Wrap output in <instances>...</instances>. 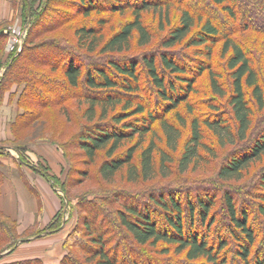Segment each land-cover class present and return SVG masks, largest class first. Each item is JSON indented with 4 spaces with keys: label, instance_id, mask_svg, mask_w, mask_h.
I'll use <instances>...</instances> for the list:
<instances>
[{
    "label": "trees",
    "instance_id": "trees-1",
    "mask_svg": "<svg viewBox=\"0 0 264 264\" xmlns=\"http://www.w3.org/2000/svg\"><path fill=\"white\" fill-rule=\"evenodd\" d=\"M235 1L199 0L202 7L196 8L184 0H67V6L59 0L40 5L22 0L21 16L28 24L17 54V49L6 50L9 34L0 26V70L11 61L0 75V101L9 89L3 85L16 84L9 99L19 92L23 108L10 126L14 139L0 142V150L9 145L18 152L28 149L29 144L17 143L19 131L53 111L71 121L68 102L80 96L73 89H81L82 102L74 107L81 110L79 117L74 116L79 129L64 141L38 140L61 150L69 168L63 167L57 176L46 164L41 173L66 194L87 175L81 166L94 164L99 154L104 159L97 173L108 181L121 174L129 182H147L195 171L211 163L209 159L219 160L211 176L220 184L209 189L211 193L196 187L200 191L193 199L187 191L183 202L178 189L167 196L150 192L147 199L162 210L160 219L151 215L148 203L135 205L129 189L114 194L129 201L121 200V207L113 212L97 208V203L89 207L79 194L78 207L83 202L85 209L80 210L91 217H77L69 227L62 242L68 251L60 264H123L117 247L112 248L106 237L113 231L138 245L160 247L159 253L183 256L184 263L171 264H226L228 255L220 254L232 243L230 238L236 245L233 253L243 264H264V254L257 248L253 251L257 242L264 250V0H244L239 6ZM94 11L128 16L106 36L103 27L113 16H97L95 24L76 20ZM146 12L156 17L163 33L159 49L150 47L155 34L144 21ZM218 13H225L232 25L225 27ZM246 32L254 36L245 40L237 35ZM182 44L193 48L186 52L180 49ZM74 47L94 56L78 53V58ZM215 49L223 60L219 67H215ZM96 56L105 57L96 61ZM19 65L25 66L22 74L15 72ZM202 77L205 86L199 88ZM36 78L44 82L42 86L34 84ZM142 82L154 87L153 99L143 95ZM60 86L66 89L53 95ZM206 90L210 97H200L205 99L199 104H206L209 111L197 112L199 104L193 96ZM221 99L228 111L221 109ZM18 159L24 162L21 155ZM3 176L0 170V190ZM235 189L248 198H236ZM219 203L229 220L230 238L217 232L214 243L211 211ZM60 211L44 230L60 227ZM99 216L107 226L97 221ZM253 220L261 227L255 228ZM70 221L66 219L67 224ZM40 232L33 226L19 232L17 221L0 209V264H46L37 257L4 261L17 241Z\"/></svg>",
    "mask_w": 264,
    "mask_h": 264
},
{
    "label": "rangeland",
    "instance_id": "rangeland-1",
    "mask_svg": "<svg viewBox=\"0 0 264 264\" xmlns=\"http://www.w3.org/2000/svg\"><path fill=\"white\" fill-rule=\"evenodd\" d=\"M59 1L61 2L60 5L67 6L69 4V2H67V0H65V2L63 0H59ZM74 1H76V0H74ZM130 1H133V0H130ZM184 1L190 5L194 3L196 8L202 7L199 0H184ZM21 2H22V0H21ZM44 2H45V0H36L37 5L43 4ZM243 2H244V0H236L235 1L236 5H238V6L240 4H243ZM203 6L205 7V5H203ZM28 11H29V7H28ZM100 15L113 16V17H111L109 22L107 24H105L103 27L104 34L106 36L110 35L112 32H114V30H116L117 27L120 26V23L128 16L127 14H124V15L118 14V16H117V14L112 15L108 11L103 12V13L94 11V12H91L90 16H88V17L83 16V15H79L76 18V20L79 21L80 23H83V22L89 23V22L95 21V18L97 16H100ZM216 17H218L219 20H221L224 23L225 27L232 25V21L226 17L225 13H223V14L218 13V14H216ZM144 21L154 31V34H155V37L150 44V47L151 48L157 47V49H159L161 47V38L163 36V33L158 28V22H157L156 17L153 16L151 14V12H146L144 14ZM27 24L28 23H26L25 17L22 18L21 13H20V19L18 20V22L16 24L9 25L8 23H5V22L0 23V26L4 25V31L8 32V34H9L8 42L6 44V50L7 51H12V50L19 48L21 37L23 34L25 35V33H26ZM93 24H95V23L93 22ZM234 24L236 25V23H234ZM66 34L68 36H72V32H69V33L67 32ZM237 35L246 40L249 37H253L254 33L246 32V33H239ZM192 48L193 47L183 48V44L180 46V49H182L186 52H190L192 50ZM74 49H76L74 52H75V54L77 53L78 58H79L78 53L81 54L83 57H87V56L89 57L91 55H92L91 57L94 56L93 54H87L86 51H84L83 49H80L77 47H74ZM135 49H139V48L135 47ZM213 51H215L213 54V56L215 57L214 59L217 61L215 67H219V66L223 65V60L219 56H217L218 55V49H215ZM103 57H105V56H96L94 59L96 61H98V60H102ZM88 62H92V59L91 60L89 59ZM24 67H20V65H19L17 67V69L15 70V72L22 74V72H24ZM2 71H3V68L0 70V75L2 74ZM204 81H205V78H203V77L199 79V84H198L199 88L205 86ZM34 82H35L34 84L38 87L42 86L44 83L42 81H38L37 78L35 79ZM3 86H6V88H9V89L5 90V92L3 93L2 97H1V101H0V107L5 103H6L5 105L12 107L11 113H10L11 116L7 119L6 123L5 124H3L2 122L0 123V142L6 144L5 141L7 142L8 139H14V135L12 134V130H11L10 126H11L12 122L17 118L19 113L21 114L23 112V108L19 107V101H18L19 92H17L16 96H14L13 98H10L11 100L9 99V91L13 92V90H15L17 87L16 84L6 83ZM19 86L21 89V87H23V84H20ZM142 86L144 89L143 95L149 96L150 99L152 97V99H153L154 87H152V85L149 82H146V83L142 82ZM62 89L65 90L66 88L64 86H60V87L56 88V90H54L52 92V94L54 95V94L62 91ZM33 90H34V88L31 89L30 92L33 93ZM73 90L78 91L77 94H79L80 96H78V98H72L68 102V106H69V109L71 112L70 113L71 121H68V118H66V116H64L63 114H60L56 111H53V112L49 113L48 115H46L44 120H39L38 122L31 124V126L29 128H27L26 131L24 129L20 130L19 131L20 137L17 138V143L29 144L28 145L29 150L26 149L25 151L18 152L17 150H14L13 148H11L10 145H9V147H5L4 149L0 150V170L2 171V173H3V168H4L5 164L2 163L1 159L5 158L7 156L11 157V154L14 156H17V157H19V155H21L24 158L25 163L33 166L35 169L39 170L40 172L43 171V169H46V167H45L47 164L46 160L44 161V159H42L40 156H35L34 154H32L30 151V147L31 146L34 147L36 144L44 143V142H40L38 140L58 139L59 141H64V139L69 138L70 134H72L74 131H77L79 129L80 122H74V116L79 117L80 116L79 111H81V110L80 109L75 110L74 107L78 106V102H80V103L82 102V96L80 93L81 89H73ZM201 92H199L193 96L194 97L193 99H196L195 100L196 105H198L199 102H201V99H205L207 97H210L209 91L206 90V92H203V93H201ZM6 97H7V99H6ZM200 97H205V98H200ZM204 102H205V100H204ZM220 105H221V109L228 111V107H227V105L223 99L220 100ZM80 107H81V109H83L84 103H82V105H80ZM196 111L201 112V113H206V112L208 113L209 108L206 106V104L201 103L197 106ZM2 143H0V144H2ZM56 148H58V147L56 146ZM58 151H60V153H62L59 148H58ZM103 159H104V156L102 154H99L97 159L95 160L94 164H91V165L87 164V165L81 166V167L87 169V171H88L87 175L82 178L81 184L70 187L69 195L66 194L64 192V190H62V188L60 187L59 184L53 185V182H52V185L54 187H56L58 191H60V193L63 197V200H64L63 207H62L60 213L58 214V216L60 217L59 220L62 219L61 222L65 221V223H66V219L70 218L71 221L69 222V227H71V225H73V223L77 217H83L84 215H87L89 218L91 217L90 214H86V212H82V210L85 209V207L83 206V202H82L81 207H80L82 210H80V208L78 207V201L80 199V196L78 197L79 194H81L83 196L84 203L86 202L87 205H89V207H94L93 204L97 203L95 205L97 208H100L102 206L101 208H105L106 210L110 209L109 211L113 212L116 209H119L121 207V203H122L121 200H124L126 202L129 201V200H127V198H122V195L120 197L116 198L114 196V194L120 195L121 190L129 189V194L132 193L133 196L136 197V202L134 201L135 205L142 207L143 205L146 206V204L148 203L150 205V209H152L151 215L156 219H160L162 217V212H161L162 210L157 208L153 204H150L149 200L147 199V196L150 192L158 191L157 193H162L161 195L167 196L169 194L168 192L170 190L178 189L179 190L178 196L182 197V199H183L182 201L185 202L184 197H185V193H187V191L190 193V194H188V193L187 194L190 195L193 199L196 192L200 191V190H198L200 187L203 186V190H208L207 192H209V189H213L214 187H218L220 184V183L218 184V182L215 181L214 177L211 176L212 170L215 169V167H214L216 165L215 163L219 162V160L211 161V159H209V161L211 163H207V165H205V163L203 165L201 164V166H199L198 169H196L195 171H188V172L183 173V174H180L177 172V173H174L172 175L170 174L168 177H157V178L149 180L147 182L146 181L145 182L144 181L129 182V181L125 180L121 174H117L110 181H108L106 179L104 180L101 177V175L99 173H97V167ZM62 160H63L62 167H65V170H67L69 168V166H68L67 162L65 161V159H63V157H62ZM72 164H74V163H71V167H72ZM209 167H211V168L208 170ZM189 169H191V167H189ZM61 173H62V171H61ZM3 178H4V176H3ZM233 185L239 186L242 189L246 188V187L242 186V184H233ZM196 187H199V188H196ZM234 191H235L236 198L240 197V196L244 197V198H248L245 195V193L240 192L238 189H235ZM209 193H211V191ZM183 207H184V209H183L182 214L184 215V213H186L185 222L188 223L187 207L186 206H183ZM217 207H219V208L213 209L211 211V214L215 218V222L210 226L211 239L214 240V243H216V241H217V237H216L217 232H223L229 237V234H228V232H229L228 217H227L224 209L223 208L221 209L220 203L217 205ZM114 217H116V216H114ZM97 221L99 223H101L103 227L107 226L106 221L101 219L100 216L97 218ZM251 223L253 224V226L255 228L261 227L260 222L257 220H255V221L253 220ZM47 225L45 227H47ZM45 227L43 229H41V228H38L36 226H33V228H37V229L42 230V232H40L41 233L40 236L47 234V233H50L49 230H44ZM197 227H199V225H197ZM202 229L204 230L205 228L203 227ZM34 236L35 235L31 236L30 238H32ZM107 236H109V240H111L109 242L111 247L112 248L117 247L116 248L117 254H118L119 258L124 261L123 264H156V263L157 264H171V263H177V262L184 263V262H182V260L184 259L182 255H175L173 253H169V254H163L161 252L159 253L158 250L160 247L152 248L150 245H138L137 243H134L133 240H131V239L130 240H128L127 238L125 239V236L119 232L113 231V232H110L109 234H107L106 237ZM36 237H38V236H36ZM230 239H231L232 243L229 244V246L226 250L222 251L220 256H222V255L227 256L228 255V259H227L228 262L226 264H243L242 261L239 260L238 257H235L233 251H235L236 245L234 244L233 239L232 238H230ZM23 242L24 241H20L19 244H22ZM261 244H262L261 242H257L254 246L253 251H255L257 248L259 251H261L262 254H264V250H263ZM159 246H162V244H159ZM63 249H64V253H63L62 257L68 251L67 248H63ZM143 252H144V254H143ZM62 257H61V259H62ZM44 263H46V262L44 261ZM46 264H48V263H46ZM58 264H60V261Z\"/></svg>",
    "mask_w": 264,
    "mask_h": 264
},
{
    "label": "crops",
    "instance_id": "crops-1",
    "mask_svg": "<svg viewBox=\"0 0 264 264\" xmlns=\"http://www.w3.org/2000/svg\"><path fill=\"white\" fill-rule=\"evenodd\" d=\"M21 4V0H0V23L16 24L20 19ZM5 104L0 107V123L3 124L11 116L12 108ZM30 151L46 160L52 174L61 176L62 153L55 145L40 143L31 146ZM11 157L1 159L5 166L0 209L17 221L19 232L30 226L43 229L62 209L63 197L39 170L20 161L17 156L11 154ZM68 229L69 224L63 221L56 231L32 237L19 244L4 257V261L38 257L48 264H58L64 253L62 242Z\"/></svg>",
    "mask_w": 264,
    "mask_h": 264
},
{
    "label": "water",
    "instance_id": "water-1",
    "mask_svg": "<svg viewBox=\"0 0 264 264\" xmlns=\"http://www.w3.org/2000/svg\"><path fill=\"white\" fill-rule=\"evenodd\" d=\"M29 17H30V7H29ZM26 27H27V26H26ZM23 40H24V34H23L22 37H21V41H20L19 48L16 50V53H15V54H17V53L21 50V47H22V45H23ZM13 58H14V57H12V59H13ZM12 59H11V60H12ZM10 63H11V61H10V62L8 63V65L3 69L2 73L7 69V67L10 65ZM40 235H41V233L35 235L34 237H36V236H40ZM19 243H20V241H17L15 245H18Z\"/></svg>",
    "mask_w": 264,
    "mask_h": 264
}]
</instances>
